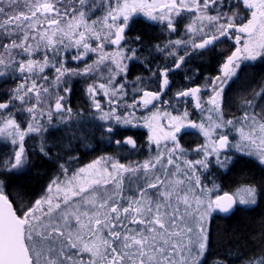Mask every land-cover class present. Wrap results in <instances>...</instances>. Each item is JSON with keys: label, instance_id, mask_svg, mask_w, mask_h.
<instances>
[{"label": "snow or ice", "instance_id": "obj_1", "mask_svg": "<svg viewBox=\"0 0 264 264\" xmlns=\"http://www.w3.org/2000/svg\"><path fill=\"white\" fill-rule=\"evenodd\" d=\"M240 4L248 15L237 24L239 12L232 11L229 15L221 11L224 0H165L161 4L156 0L151 3L148 0H115L114 4L111 0L99 3L97 0H0V77L19 73L23 78L9 102H0V109H9V104L15 100L24 106L30 94L37 104L41 103L42 94L49 93V86L41 83L49 82L44 74L48 67L55 69L54 80L49 82L54 87L59 86L65 76L87 75L105 61L115 65V75L125 72L127 65L123 61L134 58L136 50L129 48L131 56L125 55L121 41L125 40L130 18L138 12L164 24L171 32L177 31L176 17L183 12L193 14L186 31L193 37L199 35L200 41L176 39L164 48L157 46L160 51L171 46L169 55L172 56L176 48L184 47L187 55L189 44L193 50L205 49L221 37L234 38L236 44L222 65V75L211 82L212 95L207 103L212 107L208 111L215 113L216 118L209 115L207 125L203 121L199 124L188 121L187 124L206 138V143L196 149L203 153V159H183V167L177 163L180 159L177 151H184L175 135L185 127L180 123L175 126V132L163 136L153 128L150 139L158 146L161 139L174 142L172 148H166V154L158 152L154 160L143 164L112 162L110 170L97 167L101 165V160H97L79 169L63 186L54 180L48 191L51 193L55 186L57 195L36 200L20 214L3 194V181H0V264H201L209 242L205 225L211 214L216 211L230 213L237 203L254 205L258 193L254 185H249L241 190L243 195L238 198L228 193L213 198L210 195L213 189L202 185L197 166L206 170L208 157L214 156L217 165L227 168L232 158H221V151L230 146L243 151L242 144L254 149L246 154L256 155L264 165V107L256 111L253 100L244 102L243 116L235 121L240 125L236 128L239 142L230 145L228 135L217 132L234 126V120H225L222 111L223 94L229 81L238 77L243 61L264 58V0H239L231 7L237 9ZM210 11L215 14L210 15ZM106 44L116 45L117 50L105 52ZM69 48L77 49L73 60L83 61L89 52L99 53V56L82 70L70 69L65 67L62 55ZM183 61L184 56H180L174 61L175 66L179 68ZM167 75L168 69H164L161 89L169 85ZM114 79L115 76H110L108 85L100 84L99 88L104 89L106 95L109 87L112 95L125 94L124 84L113 86ZM95 91L94 86L88 87L90 94L94 95ZM199 92V88H193L180 91L177 96L195 97L196 107L202 108ZM256 97L264 98V86L254 93L253 99ZM159 98V92L145 91L142 102L147 106ZM64 99V96H56V112L72 111L65 109ZM94 104L100 110L99 102L94 101ZM36 108L33 104L23 110L32 114L35 121ZM48 115L50 120L51 112ZM187 116L185 111L183 119ZM113 118L117 123H131L130 119L115 115V110L100 117L102 120ZM171 119L179 121L182 118ZM40 131L38 123H28L22 130L11 111L0 116V135L12 138V144L17 143V138L20 141L14 156L3 162L6 171L22 167L25 163L24 138L28 133ZM107 131L111 133L113 129L109 127ZM124 143L135 147L131 138ZM126 178L130 195L125 194ZM109 185L111 190H107ZM132 185H136L134 190ZM218 264H226V261H218ZM248 264H264V254L258 261L249 259Z\"/></svg>", "mask_w": 264, "mask_h": 264}, {"label": "trees", "instance_id": "obj_2", "mask_svg": "<svg viewBox=\"0 0 264 264\" xmlns=\"http://www.w3.org/2000/svg\"><path fill=\"white\" fill-rule=\"evenodd\" d=\"M97 2L99 3L100 0H97ZM224 3L225 6L221 8V11L228 12L229 15L232 14V11L239 12L237 24L247 16L246 11L242 9V4L237 9L231 7V5L239 3L238 0H228V2L224 0ZM209 14L214 15L215 12L210 11ZM190 16H193V14L190 13ZM177 29L181 34L178 33L176 39L189 40L194 38L197 43L200 41L199 35L193 37V34L188 33L184 28L180 30V27H178ZM124 35L125 40L121 41V46L125 49V55L131 56V53L127 51L129 48L136 50L134 58L123 61L127 65L125 72L115 75V65L110 61H105L104 65L94 68L92 71L94 75H92L93 73L90 74L91 76L83 75V77L79 75L74 82L71 81L62 87L61 91L65 87L71 89L68 92L63 91L65 99L62 103L65 109L71 108L72 111L69 113L65 110L62 114L65 122L68 120L67 123L76 124L75 130L68 127L69 129H66L67 133L64 130L61 134L57 130L51 129L47 131L50 135L49 139H45L44 134L38 140L35 137L29 138L31 145L27 144L29 147H26L25 150L26 153L29 150L30 154L29 156L27 154L25 158L26 166L18 172L5 170L3 162L8 160V152L2 144L0 145V181H3V194L8 196L14 209L18 210V214L29 205L34 204L36 200H39L46 186L50 185L56 177H59V172L61 176L63 169L67 172L75 169L71 166L75 156L79 157V162H76L79 164L84 160L89 161V159L96 158L101 160L104 167L111 166L112 162L136 165L138 157L126 153L124 151L126 147L121 143H116L126 134L135 135L138 142L144 145L143 156L141 159L139 158L143 163L157 156L158 153L149 143L150 137L144 128L118 126L114 123H105L104 120L100 119V112L107 111L109 108L131 111L130 114L136 118L147 115L153 110H168L165 105L158 106L156 101L149 108L141 110L138 108L140 106L138 99L145 91H161V72L164 69L170 70L174 65V61L171 60V55H169L170 49L160 51L157 48V46L164 48L168 44V29L162 23H153L143 16L135 15L130 18ZM230 40L221 37L215 44L209 45L205 49L195 50L189 44L191 53L194 56L197 55L196 60L198 61L195 67L192 66V71L195 69L200 72L205 70L208 78L213 76L218 71L222 61H224L227 51L222 52V49H227ZM91 43L95 46L94 41H91ZM106 47L117 50L116 45L108 44ZM179 51L180 48L175 52L176 57ZM76 52V48H69L67 52L63 51L64 63L67 64V67L73 69L77 67L75 69L82 70L86 64H90L91 54L89 52L83 61L75 62L72 56ZM59 58L57 57V59ZM96 59L98 58L94 56L93 60L96 61ZM52 62L55 63V60ZM71 62L73 64L75 62L77 65L73 66ZM184 67L182 65L178 70H184ZM109 69H112V71H109ZM53 71L55 69L52 67L45 69L44 74L49 77V80L56 75ZM260 71L258 68L256 70L251 69L236 83L237 89L235 90L242 92L251 86L255 89L259 88V78L263 74ZM110 76H115L113 86L124 84L123 91L125 94L112 95L111 87H109L106 95L105 90L99 88L100 84L108 85ZM22 79L19 73L0 78V102L6 103L10 100V97L14 94L13 90L22 82ZM195 82L193 80L188 84L194 85ZM90 85L96 88L94 97L90 96L88 92ZM183 86L182 82L176 83L173 90L179 91ZM165 91L162 100L171 103L170 85L165 87ZM94 101L99 102L100 110L96 109ZM133 104L135 106L129 107ZM109 127L113 129L111 133L107 131ZM42 140L44 143L41 144L39 141ZM54 140H56V143H54ZM46 143L51 144L48 146L45 145ZM171 144L170 147H173L174 142ZM42 148L43 151H41ZM86 150H89V152ZM164 152L166 154V150ZM179 155L180 157L184 156L183 154ZM231 158L233 162L227 168H221L212 162L210 158L208 168L198 170L202 185L215 186L217 194L230 191L238 184L254 185L258 193L257 203L248 206L236 205L229 214H221L216 211L211 215L207 227L208 247L202 257L201 264H218V261H226V264H248L249 259L255 258L258 261L261 255L264 254V165L251 158L249 159L246 155H236L231 156ZM125 182L129 187L128 180H125ZM135 186L132 185L131 187Z\"/></svg>", "mask_w": 264, "mask_h": 264}, {"label": "rangeland", "instance_id": "obj_3", "mask_svg": "<svg viewBox=\"0 0 264 264\" xmlns=\"http://www.w3.org/2000/svg\"><path fill=\"white\" fill-rule=\"evenodd\" d=\"M111 2L114 4L115 3V0H111ZM148 2L151 3L152 0H148ZM156 2L158 4H161V3H164L165 0H156ZM227 2H228V0H227ZM183 14H185L183 16L184 20L185 19H188V21L191 23L193 16H190V13H188V12H183L182 15ZM135 15L143 16L147 20H149V21H151L153 23H159V24H161L159 21H152V20H150L142 12H138V13L134 14L133 16H135ZM175 20H176V18H175ZM106 46H108V44H106ZM106 46H105V49H104L105 52L111 53V52H114L115 51L114 48H112V47L109 48V47H106ZM66 52H67V50H66ZM90 54H91V56H90V59H89V62H90L89 65H91L92 62H94V60H93L94 56H96L97 58L99 56V53H92V52H90ZM66 63H68V62H66ZM71 65H75V62H74V64L71 62ZM101 66H102V64H101ZM65 67H67V64L65 65ZM67 68H70V67H67ZM70 69H73V68H70ZM0 70H2V69H0ZM53 73H55V71H53ZM92 73L93 72H90V73H88L87 75H84V76H91L90 74H92ZM92 75H94V73ZM221 75H222V66L220 68V73L218 74V76H221ZM81 76H83V75H81ZM218 76H214L213 78L211 77L209 79L211 81H208V83H210V84H208V86H210L208 88V91L210 92L211 95H212L211 82L216 77H218ZM54 77L55 76H52L51 79L49 80V82L53 81L54 80ZM70 77L71 76H65L64 78H62V81L59 84V86H55V87L52 86L51 83L46 82L45 84L47 86H49V93L48 94H42L41 103L37 104L36 98L34 96H32V94H30V99H29L28 104H26L24 106H21L20 101H18V100L12 101L9 104V109H0V116H6L8 114V112L11 111L12 114H13V116L16 118L17 122L21 125L22 130H24V129L27 128L28 123H33V124H37L38 123L41 126V131L40 132L28 133L25 136L24 141L28 138V136L35 137L38 140V139L41 138V136L43 134H44V138L45 139H49V136H50L49 135V132H46V131L47 130H51L50 129L51 127H54L57 123L61 122V118L63 119L62 120V123L65 122L64 115L62 114L65 111L56 112L55 111L54 104H55V98H56V96H64L63 95V91H61L62 90L61 88L64 85H66V84L69 83L68 80L70 79ZM0 78H2V77H0ZM229 82H231V80ZM94 95H95V93H94ZM94 95L93 94H90V96H92V97H94ZM142 97H143V94L138 99V104L140 105L138 108L140 110L141 109H145V108H149V106L151 107V104H153L155 102V101H153L151 104L145 106L143 104V102H142ZM257 99L260 100L259 97H257ZM7 102H9V101H7ZM33 104L37 105L36 113H35V115H36V120L35 121L32 120V114H30L27 111H24L23 110V107L31 106ZM211 107L212 106L210 105L209 108H211ZM138 108H136V109H138ZM228 108H229V106L223 107V111H224L223 116H224V119L225 120L233 119V118H231L230 114H227L228 113V111H227ZM136 109H135V112H136ZM112 110H115V115L120 116L121 118H125L126 117V118L130 119L131 120V123L130 124L117 123L114 118L113 119H109V120H104L105 123H111V124L114 123V124H116L118 126L120 125V126H128V127L129 126H131V127L140 126V127H143L147 131V134H148L149 137H151L153 135V128L157 129L158 134L161 135V136H163L164 133L175 132V126L177 124L183 123L185 125V127H186L187 124H188V121H190L189 118H188V116H187L186 119H183V113L182 112L179 113L177 116H171L170 115V112L168 110H159V109L153 110V111H151L147 115H142L139 118L138 117L136 118L134 115L130 114L131 111L118 110V109H112V108L110 109L109 108L107 111L100 112V117L103 115V113H108V112H111ZM49 112H51V114H52L50 120H49V115H48ZM154 115L156 116L155 119H153V116ZM209 115H212L214 119L216 118V114L215 113H210L208 111L206 113V117L204 115L205 120L202 119V118L200 120L198 119V121H197L198 124L203 121L207 125V123H208L207 117ZM171 117H181L182 119L179 120V121H174V120L171 119ZM67 121L68 120H66L65 123H67ZM165 121H168V123L171 125L170 127H172V129H170L169 127L165 126V124H164ZM149 125H151V127H149ZM230 127L231 126H228V127L222 128V129H218L217 132L226 133L228 135V137H229V141H230V145H231V144H235V143L239 142L240 141V136H239V133L238 132L232 131V129ZM182 129H184V127ZM64 132L67 133V130L64 131ZM200 134L202 136H200ZM175 135H176V138H177V141L178 142L181 140L179 142V145L184 150L183 152L177 151V153H176V155L179 156V157H180L179 154H183L184 155V156H181L179 160H177V163H181V167H183V164H182V160L183 159H188V160L203 159V153L202 152L201 153H198L196 151V149L199 146H201V145H203V144L206 143V138L203 136L202 133L199 132V134H198L196 132V133H192L191 134V133H181V131H179V132H175ZM44 138L42 137V139H44ZM11 139L12 138H10V137L4 136V135H0V145L2 144L3 147H5V150L8 152V157H7L8 160L11 159L14 156V153H15V151L18 150L19 143H20L19 139L17 138V143L16 144H12ZM24 141H23V145H24ZM172 142L173 141L171 139H161L160 140V143H159V146H158L155 143V141H153L151 139L149 140V143L151 144V146L154 147L153 149L156 151V153H158V152H164V150H166V148H171L172 146L170 147V145H172L171 144ZM54 143H56V140H54ZM188 145H189V147H188ZM242 148H243V151H237L234 147H231L230 146V147L224 149V152H221V158H223L224 156H229V157L232 156L233 157V156H236V155H246V156H249L246 153L249 150L254 151V149H251L250 146H247V145H243L242 144ZM26 156H27V154H26L25 147H24V157L26 158ZM151 156H152V154H151ZM155 157H153V158L148 157V158L149 159L151 158L152 160H154ZM250 157L253 158V159H255V161H257L258 163H260L259 162V159H258V157L256 155H252ZM210 158H211L212 162L215 163V157L214 156H209L208 157V160ZM97 160L98 159H96V158H92L91 160H89V162L87 161L82 167H79L77 169H74V170H72L70 172H67V170L64 171V169H63L61 171L62 175L60 176V172H59V177H56L54 180L58 184H60L61 186H63V185L66 184V182L69 179H71V177L74 174H76V173L79 172V169H81V168H87L88 165L93 164ZM25 166H26V162L19 169H15V170H11V171L18 172V171L22 170ZM97 167H101L102 168L104 166L101 164V165H98ZM157 167L159 168V166H157ZM168 167H169L170 170H174L172 168V166H168ZM197 167H198V170H199L200 169L199 166H197ZM108 168L110 170V166ZM154 171H156V170H154ZM156 174L162 175V173H160L159 171H156ZM198 174H200V173L198 172ZM162 178H163V176H162ZM53 181H51V184L50 185H52V182ZM50 185L46 186L45 190L43 191V193L41 194V196L39 197V199H41L42 197H45V196H50V195L51 196H56L57 195L55 186H53L52 192L49 193L48 189H49V186ZM245 187H247V186L244 185V184H238V185L234 186L230 191L221 192V193H218V194L216 192V188L215 187L211 186V187H207V188L208 189H213V191L210 193V195L213 198L216 195H221V194H224V193H229L232 196H234L235 198H238L240 195H243V192L241 190L243 188H245ZM76 199H79V198H76ZM236 205H240V204L237 203ZM240 206H245V205H240ZM210 217L206 221V225H205L206 228L208 227V221H209Z\"/></svg>", "mask_w": 264, "mask_h": 264}, {"label": "flooded vegetation", "instance_id": "obj_4", "mask_svg": "<svg viewBox=\"0 0 264 264\" xmlns=\"http://www.w3.org/2000/svg\"><path fill=\"white\" fill-rule=\"evenodd\" d=\"M242 9H244L243 5H242ZM244 10L246 11V13L248 15V11L246 9H244ZM184 15L185 14H183V15L181 14V16L176 17V20L174 21L176 23V27L177 28L180 27V30H181V28H184V30H186V25H188L190 23L188 21V19L184 20V18H183ZM179 32L180 31H178V29L176 32H171L168 30V33H169V39L168 40L169 41L176 40V36L178 35ZM179 34H181V33H179ZM229 42L230 43L228 44L227 49L226 50L222 49V52L227 51V53L224 57V61L226 60L227 56L230 55L231 52H233L235 50V47H236L234 38H232ZM179 48H180V51H179V53H177L178 54L177 57L171 55V60L177 61L180 56H184V61H183V63H181L180 66L184 65L185 67H184V70H182V69L178 70V68L175 66V63H174L172 68L170 70H168L167 79L169 80V85L171 88V92H169V94L172 93L170 95L172 98V101H171V103H167L166 101L162 100L163 96H165V92H166L165 88L161 89V91L159 92L160 98H159V100H155V101L157 102L158 106L165 105L167 107L168 111L170 112L171 116H177L179 113H181V112L184 113L185 111H187V113L189 114L188 115L189 120L193 121V122L195 121L198 124V122H197L198 119L200 120L202 118L205 120L204 115L206 117V113L208 112L207 110L210 107V105L207 103V101L209 100V97L211 96L210 92L208 91V88L210 87V86H208V84H209L208 81H211V80H209L211 77L213 78L214 76H218V74L220 73V68L223 65L224 61H222V64L220 65L218 71L215 72V74L213 76L208 78V75L206 74L205 70H201V72H200L198 69L197 70L195 69L194 71H192V66L195 67V65L198 64V61L196 60L197 55L194 56L191 53L192 51H190L191 50L190 46L189 45L187 46V53H188L187 55H185V48L184 47H179ZM169 49H170V51H172L171 46L169 47ZM177 49L178 48H176L174 51L176 52ZM75 62H77V60H75ZM76 65L77 64H75V66ZM75 68H77V67H75ZM256 68L261 70L260 72L263 73L259 78V84H260L259 88L255 89L253 86H251L247 90H243L242 92L240 90L236 91L235 90V89H237V87L235 86L236 83H238V81L241 80V78L243 76H245L251 69L256 70ZM76 70H78V69H76ZM77 78H78V75H71L68 82H71V81L74 82V80ZM193 80L196 81L195 82L196 84H194V85L188 84V83H191V81H193ZM162 82H163V77H162ZM180 82L183 83V85H184L183 88L179 91H174L173 90L174 85L176 83H180ZM262 86H264V58H258L255 61H243L241 71L238 73V77H234L231 80V82L228 83L227 87L224 90V94H223V107L229 106V108L227 109V111H228L227 114H230L231 118H233V120H234V126L230 127L232 129V131L237 132L236 128L240 126L239 124H235V121L238 118H241L243 116V113L245 111V103L244 102L246 100H253V103L257 105V108L255 109L256 111H259L261 107H264V98L259 97L260 100H258L256 97L255 99H253L254 93L259 92L261 90ZM192 88H199L200 89V92L197 95H198L199 100L202 104V108L196 107V98L195 97L177 96L178 92L187 91V90H190ZM223 107H222V111H223ZM223 113H224V111H223ZM62 120L63 119L61 118V122L57 123L54 127H51L50 129H55L58 131V133H61V134L64 130L69 129V128L75 130L76 124L65 123V122L62 123ZM73 121H74V119H73ZM124 127H127V126H124ZM136 128H140V126H137ZM169 128L172 129V127H169ZM196 132L199 134L198 129L192 128L190 126H186V127H184V129L181 130V133H191L192 134V133H196ZM200 136H202V135L200 134ZM127 137H130L132 140H134L135 147H133L130 144L124 143V141L127 140L126 139ZM29 138H31V137L28 136V138L24 141L25 149H26V147H29L28 145H31ZM39 142L41 144L44 143V141H39ZM120 143L126 147V148H124V151L126 153H130V154L138 157L137 158V164H143V161L140 159L143 156L144 145H142L138 142V139L136 138L135 135H129V134L124 135L123 138L120 140ZM49 144H51V143H49ZM49 144L46 143L45 145L49 146ZM86 151L89 152V150H86ZM221 152H224V149ZM26 154H28V156H29L30 151L27 150ZM247 157L249 159L251 158L250 156H247ZM251 159L255 160L253 158H251ZM89 160H91V159H89ZM87 161L84 160V162H82L80 164L76 163V162H79V157L75 156L74 159L72 160L73 164L71 166L75 167V169H77L79 167H82ZM66 167H68V166L66 165ZM125 180H127V178ZM135 187H132V189L134 190ZM111 188H112L111 185L107 186V190H111ZM103 190L104 189H101V191H103ZM150 191H153V190H150ZM125 194L126 195L131 194V192L129 191V187H127L126 182H125ZM85 259H87L86 255H85Z\"/></svg>", "mask_w": 264, "mask_h": 264}, {"label": "water", "instance_id": "obj_5", "mask_svg": "<svg viewBox=\"0 0 264 264\" xmlns=\"http://www.w3.org/2000/svg\"><path fill=\"white\" fill-rule=\"evenodd\" d=\"M193 89V88H192ZM164 124H165V126H168V127H170L171 125L168 123V121H165L164 122ZM128 138H130V137H127L126 139H128ZM229 194V193H228ZM221 195H223V194H221ZM229 195H231V194H229ZM234 208H235V206H234ZM219 212V211H218ZM219 213H222V212H219ZM222 214H229V213H222Z\"/></svg>", "mask_w": 264, "mask_h": 264}]
</instances>
